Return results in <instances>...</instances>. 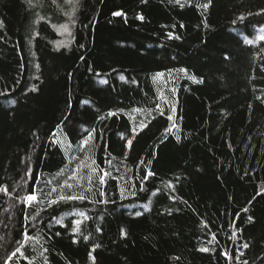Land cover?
<instances>
[{
    "label": "trees",
    "instance_id": "1",
    "mask_svg": "<svg viewBox=\"0 0 264 264\" xmlns=\"http://www.w3.org/2000/svg\"><path fill=\"white\" fill-rule=\"evenodd\" d=\"M261 36L264 0H0V264H264Z\"/></svg>",
    "mask_w": 264,
    "mask_h": 264
},
{
    "label": "rangeland",
    "instance_id": "2",
    "mask_svg": "<svg viewBox=\"0 0 264 264\" xmlns=\"http://www.w3.org/2000/svg\"><path fill=\"white\" fill-rule=\"evenodd\" d=\"M72 1V0H71ZM71 3V2H70ZM64 24H68L70 35L66 32H63L61 29V26ZM54 29L59 35V39L53 44L55 47H57V43L64 42L61 46L68 45L71 41V27L69 22L64 23H55L53 24ZM60 46V47H61ZM162 74V73H160ZM159 79L163 80L165 78L164 74L157 76ZM143 124H140V127ZM58 142L61 144L63 149L65 150L67 157L75 162V166L73 167L72 172H68L66 182L68 184H73L76 182H80L85 174H83L84 169H92V156L90 155L92 153V150L94 148L93 139L88 141L86 144L83 142L79 145H70L64 138L61 136L58 138ZM92 172H95V168L92 169ZM27 200V199H26ZM28 201V200H27Z\"/></svg>",
    "mask_w": 264,
    "mask_h": 264
},
{
    "label": "snow or ice",
    "instance_id": "3",
    "mask_svg": "<svg viewBox=\"0 0 264 264\" xmlns=\"http://www.w3.org/2000/svg\"><path fill=\"white\" fill-rule=\"evenodd\" d=\"M27 2L29 3V6H31V4H32V0H27ZM68 2H71V0H68ZM77 2H78V0H77ZM176 2L177 3H180V0H176ZM181 6H183V5H181ZM203 7L204 8H207L208 7V5L207 4H204L203 5ZM67 15H69V16H71L72 15V13H66ZM113 15H117V16H120V15H123V13L122 12H116V13H114ZM243 16H241V17H239V19H241V20H243ZM42 19V18H41ZM140 19H143V17L141 16L140 17ZM75 21L73 20L72 21V23H74ZM60 30H62L63 32H66V33H68L69 35H70V30H69V26H68V24H64V25H62L61 26V29ZM260 39L261 40H264V36H261L260 37ZM64 42H59V43H57V48H59L62 44H63ZM248 43H252V41H248ZM158 75H162V74H158ZM33 90H35V89H33ZM169 119H171V117H169ZM89 139H91V137H89ZM177 139H179V137H177ZM85 144L87 143V141H85L84 142ZM130 143V142H129ZM100 179H101V181H103V176H101L100 177ZM69 187H71V185H68ZM262 191H264V189H262ZM68 199H83L84 197L83 196H80V197H67ZM36 199V196L34 195V194H32V195H29L28 197H27V200L29 201V202H31V201H33V200H35ZM62 199H63V197H62ZM249 219H251V218H249ZM79 221H77V225H79ZM79 229L77 228V229H75V231H78ZM86 239V238H85ZM245 247H247V245H245ZM203 251H207V249H202ZM94 257H93V261H94Z\"/></svg>",
    "mask_w": 264,
    "mask_h": 264
}]
</instances>
